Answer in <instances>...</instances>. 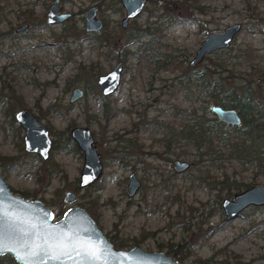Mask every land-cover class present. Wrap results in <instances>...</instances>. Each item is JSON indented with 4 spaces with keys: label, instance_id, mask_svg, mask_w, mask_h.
<instances>
[{
    "label": "rangeland",
    "instance_id": "1",
    "mask_svg": "<svg viewBox=\"0 0 264 264\" xmlns=\"http://www.w3.org/2000/svg\"><path fill=\"white\" fill-rule=\"evenodd\" d=\"M51 2L0 0V171L11 188L42 199L56 217L70 205L84 206L122 248L167 250L170 242H184V264L198 258L264 264V205H250L230 220L221 207L224 197L264 184V166L252 156L235 157L225 142L215 140L210 151L173 141L189 114L212 116L210 105L218 102L186 81L189 66L252 81L264 106V0H147L124 26L120 0H60L59 10L69 16L52 24L45 20ZM91 5L104 23L99 32L84 29ZM253 6L261 21L249 17ZM236 21L242 26L228 47L190 64L208 32ZM118 60L121 83L103 95L96 78ZM74 87L82 95L70 101ZM22 106L49 127L45 160L23 148V128L18 134L10 114ZM75 125L92 130L103 163L101 175L84 187L83 153L70 136ZM176 159L188 167L176 171ZM131 172L141 185L129 197ZM66 189L78 194L76 201H65Z\"/></svg>",
    "mask_w": 264,
    "mask_h": 264
},
{
    "label": "water",
    "instance_id": "2",
    "mask_svg": "<svg viewBox=\"0 0 264 264\" xmlns=\"http://www.w3.org/2000/svg\"><path fill=\"white\" fill-rule=\"evenodd\" d=\"M147 0H120L125 9V15L122 18V25H126L130 18L137 16L143 9ZM59 0H53L46 12V20L49 23L63 21L68 12L59 11ZM97 6L91 5L84 12V28L86 31L99 32L104 23L101 18L96 16ZM26 24L21 25L17 30L24 28ZM242 23L236 21L224 27L223 31H210L201 40L196 48L190 64L195 65L206 54L226 48L231 44L235 34L240 30ZM1 39V32H0ZM123 62L118 60L108 71L100 73L96 78V83L103 95L113 93L121 83V73ZM82 95L79 87H74L70 95V101ZM210 111L221 122L238 126L242 123V116L238 108L234 106H224L216 101L210 105ZM16 121L24 128L23 146L26 151L36 152L45 160L51 151L52 138L45 122L38 118L28 107H21L14 113ZM70 136L77 147L83 152V165L79 176V186L84 187L94 182L102 173L103 163L100 154L94 144L92 130L87 126L75 125L70 129ZM175 169L178 171L188 167L187 160H175ZM140 185V180L134 172L128 175L127 189L128 194L133 195ZM0 214H7L17 220L23 228H28L31 224H38L40 219L47 214L46 225L50 230L52 226H63L65 236L62 240H48L45 243V236L37 234L32 238V248L36 246L47 247L49 245L63 244L74 248L73 260L64 257L65 264H87L83 257H75V251H81L83 248L95 249L100 255L101 264L107 260V264H184L172 253L162 249L146 250L139 245H133L130 248H116L107 239L103 231L96 224L92 216L86 209L80 205L69 207L63 216L53 221L52 211L46 206L42 199L25 198L20 194L12 192L8 182L0 172ZM76 194L72 190L65 191V199L73 201ZM254 205H264V184H253L240 191L233 193L231 197H224L221 201V207L226 220L238 216L246 207ZM0 245L3 250L0 253L11 252L24 264L21 257L25 260L30 258L28 249L20 248L13 241L5 236L0 238ZM37 264H58L55 261H49L47 256L36 258Z\"/></svg>",
    "mask_w": 264,
    "mask_h": 264
},
{
    "label": "trees",
    "instance_id": "3",
    "mask_svg": "<svg viewBox=\"0 0 264 264\" xmlns=\"http://www.w3.org/2000/svg\"><path fill=\"white\" fill-rule=\"evenodd\" d=\"M256 9L254 6L250 8L249 17L261 21L263 16ZM28 17L29 15L26 14L25 18ZM189 69V72L185 73L186 81L214 96L218 103L238 108L242 123L238 126L228 125L218 120L215 115L205 117L203 112L196 114L194 110L180 123L179 130L174 133L173 141L177 138L178 141L191 142L198 147L204 146L210 151L216 150L215 140L225 142L228 144L229 152L235 157L243 159L252 156L260 166H264V154L260 156V153H264L260 150V147L264 146V106L254 92L252 81L243 80L244 83H241L242 80L228 81L227 77L210 71L208 65L189 66ZM17 126L19 128V125ZM230 128L233 129V134L229 133ZM166 141H168L166 144H169L170 139ZM11 158L14 157H9ZM222 222L224 220L214 224L210 232L214 230V227L223 224ZM185 245L184 242H170L167 244V251L172 252L177 259L183 260L188 255ZM211 260L212 258H198L195 264H227L225 261Z\"/></svg>",
    "mask_w": 264,
    "mask_h": 264
},
{
    "label": "snow or ice",
    "instance_id": "4",
    "mask_svg": "<svg viewBox=\"0 0 264 264\" xmlns=\"http://www.w3.org/2000/svg\"><path fill=\"white\" fill-rule=\"evenodd\" d=\"M46 221L47 214L40 219L38 224L34 223L28 228H23L16 219L9 217L7 214H0V238L7 236L20 248L29 250V259L25 260L24 257H21L24 264H37L36 258L40 256H47L49 261H55L58 264H65L64 257H67L68 260H73L72 252L74 248L67 245L56 244L55 246L49 245L47 247L37 245L35 250H33L31 241L37 234L45 236L46 244L48 240H62L65 236L63 226H52L49 230ZM2 250V245H0V251ZM75 257H83L87 264H101L100 255L95 249L83 248L81 251H75ZM103 264H107V260Z\"/></svg>",
    "mask_w": 264,
    "mask_h": 264
},
{
    "label": "flooded vegetation",
    "instance_id": "5",
    "mask_svg": "<svg viewBox=\"0 0 264 264\" xmlns=\"http://www.w3.org/2000/svg\"><path fill=\"white\" fill-rule=\"evenodd\" d=\"M53 1V0H52ZM60 1V0H59ZM51 4V3H50ZM49 4V5H50ZM58 6H59V3H58ZM49 7V6H48ZM60 11V10H59ZM47 12V11H46ZM69 16V13H68V15H67V17ZM66 17V18H67ZM65 18V19H66ZM64 19V20H65ZM131 19V18H130ZM45 20H46V13H45ZM63 20V21H64ZM63 21H61V22H63ZM46 22H47V20H46ZM128 22V21H127ZM49 23V22H48ZM57 23H60V22H57ZM121 23H122V21H121ZM52 24V23H51ZM26 27V26H25ZM104 27V26H103ZM85 29V28H84ZM89 32H91V31H89ZM101 91V90H100ZM72 93V92H71ZM69 100H70V98H69ZM22 107H26V106H22ZM19 108H21V107H19ZM19 108H17V109H19ZM16 109V110H17ZM15 110V111H16ZM15 111H13L12 112V115H13V117H14V113H15ZM33 112V111H32ZM10 114H11V112H10ZM15 118V117H14ZM41 119V118H40ZM15 121H16V119H15ZM43 121V120H42ZM17 125H19V128H18V126ZM47 125V124H46ZM48 126V125H47ZM21 125L16 121V123H15V128H16V130H17V133L18 134H21ZM23 128V127H22ZM49 128V127H48ZM72 128V127H71ZM70 128V129H71ZM50 131V130H49ZM23 133H24V128H23ZM94 137V136H93ZM22 141H23V134H22ZM95 144V143H94ZM77 146V145H76ZM96 146V145H95ZM23 148H24V146H23ZM25 150V149H24ZM26 151V150H25ZM27 152H29V151H27ZM31 153H36V152H31ZM83 153V152H82ZM99 153V152H98ZM37 154V153H36ZM100 154V153H99ZM3 164V163H2ZM174 168H175V165H174ZM176 170V169H175ZM176 171H178V170H176ZM1 172V171H0ZM2 175V174H1ZM136 175V174H135ZM138 178V177H137ZM5 179V178H4ZM139 179V178H138ZM140 180V179H139ZM140 185H141V181H140ZM140 185H139V187H140ZM10 186V185H9ZM139 187L137 188V190H136V192L133 194V195H135L137 192H138V189H139ZM10 188H11V186H10ZM11 190H12V192L13 193H15V194H20V193H18V192H16V191H14L12 188H11ZM66 190H72V191H74L73 189H66ZM65 190V191H66ZM75 192V191H74ZM75 194H76V198L73 200V201H67L66 199H65V201H67V202H69V203H72V202H74V201H76V199L78 198V194L75 192ZM20 195H22V194H20ZM127 195L129 196V197H131V196H133V195H129L128 194V192H127ZM23 196V195H22ZM23 197H25V198H29V197H26V196H23ZM64 198H65V193H64ZM30 199H36V198H30ZM44 202V201H43ZM45 204V203H44ZM46 205V204H45ZM74 205H79V204H73V205H70L69 207H71V206H74ZM47 206V205H46ZM80 206H82V205H80ZM49 207V206H48ZM69 207H67L64 211H63V213L69 208ZM82 207H84V206H82ZM50 208V207H49ZM85 208V207H84ZM51 209V208H50ZM86 209V208H85ZM51 211H52V209H51ZM86 211H87V209H86ZM88 212V211H87ZM63 213H62V215L61 216H59V217H56V214H57V212L56 213H54L53 211H52V220L53 221H55V220H58V219H60L62 216H63ZM89 213V212H88ZM90 214V213H89ZM91 215V214H90ZM92 216V215H91ZM93 218V217H92ZM94 219V218H93ZM95 220V219H94ZM96 222V221H95ZM96 224H97V222H96ZM98 225V224H97ZM99 226V225H98ZM100 227V226H99ZM100 229L102 230V228L100 227ZM103 231V230H102ZM103 233L105 234V236L107 237V239L112 243V245L114 246V247H116V248H122V247H119L120 245H119V243H121V242H119V243H116V242H112V240H110L109 239V237L106 235V233L103 231ZM135 245V244H134ZM133 246V245H132ZM131 247V246H130ZM130 247H128V248H130ZM123 249H127V248H123ZM166 252H168L167 250H165ZM169 253H172V252H169ZM173 254V253H172ZM174 255V254H173ZM175 256V255H174ZM176 257V256H175ZM177 258V257H176ZM11 262H13L14 264H23L21 261H19L15 256H14V254L13 253H11V252H4V253H0V264H8V263H11Z\"/></svg>",
    "mask_w": 264,
    "mask_h": 264
}]
</instances>
